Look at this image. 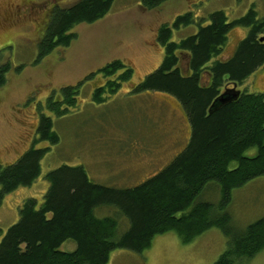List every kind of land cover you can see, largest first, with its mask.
<instances>
[{"label":"trees","instance_id":"1","mask_svg":"<svg viewBox=\"0 0 264 264\" xmlns=\"http://www.w3.org/2000/svg\"><path fill=\"white\" fill-rule=\"evenodd\" d=\"M114 0H73L49 11L45 32L38 44V57L55 47H66L76 37L71 31L79 23L102 18ZM164 0H141L153 8ZM196 25L195 33L173 40V30ZM248 28L234 53L220 59L229 31ZM264 19L251 6L228 20L223 10L194 18L191 11L177 14L172 23L156 30V42L163 57L156 69L132 87L133 91L155 90L172 95L181 104L189 123L184 148L160 171L131 187H113L89 179L82 165L62 164L45 173L47 189L41 199L27 197L18 207V219L3 233L0 228V264H108L116 248L141 252L156 235L175 232L183 243L192 241L210 227L226 236V247L212 264L243 262L264 248V216L237 230L229 223L226 206L231 191L264 175V93L240 91L236 99L209 112L223 85L241 83L264 63ZM188 54L190 75L179 67L180 53ZM211 61V63H210ZM9 63L0 64V87L6 82ZM210 83L201 85L203 72ZM133 69L124 60L113 59L75 84L62 86L58 99L51 94L43 110L39 107L37 138L16 161L0 163V204L19 186L31 185L40 175V161L59 136L44 110L62 115V105L75 107L82 85L98 76L103 79L91 94L101 103L129 81ZM227 89V88H226ZM66 106V105H65ZM41 109V110H40ZM256 148L252 155L245 154ZM232 161L236 162L230 167ZM219 185L217 206L201 199L209 182ZM203 195V194H202ZM113 207L117 215L97 216L96 208ZM128 227L119 233V219ZM124 219V218H123ZM75 243L72 251L60 249L63 242Z\"/></svg>","mask_w":264,"mask_h":264},{"label":"rangeland","instance_id":"2","mask_svg":"<svg viewBox=\"0 0 264 264\" xmlns=\"http://www.w3.org/2000/svg\"><path fill=\"white\" fill-rule=\"evenodd\" d=\"M71 1L0 0V64L9 63L6 82L0 87V163L16 161L31 147L38 137V109L43 110L49 94L57 95L62 86L75 84L113 59L124 60L132 67L133 74L101 103L91 98L93 83L99 79L96 76L82 85L75 107L62 105L66 108L62 115L44 110L52 120L59 141L55 144L40 141L35 145L50 147L41 158V172L35 181L4 196L0 204L3 233L17 221L23 199H41L47 189L44 175L50 169L62 164L82 165L95 183L131 187L160 171L184 148L189 128L178 103L160 91L132 90L162 60L163 48L155 40L161 23L171 24L177 14L186 11L198 18L220 9L231 20L251 6L264 19V0H164L152 10L141 7L140 0H114L102 18L75 25L71 31L76 37L68 46H57L38 57V44L44 35L49 11L54 4L62 6ZM22 2H29L31 6L12 17L10 6ZM195 30L196 25L173 30L172 39L179 40ZM247 31L243 26L230 30L225 52L229 54L233 44ZM260 35L264 36V31ZM232 88L239 90L237 86L227 89ZM240 88L264 93V67L250 75ZM255 150L249 148L245 154L252 155ZM235 165L232 161L229 166ZM211 183L216 182L206 185L201 199L217 206L219 185L209 186ZM226 211L230 225L237 230L264 216V175L233 188ZM94 213L117 215L113 207H98ZM123 218L119 219V233L128 227ZM226 241L221 229L214 226L188 243L168 231L156 235L151 245L141 252L125 248L112 250L108 264H212L225 249ZM74 248L71 240L60 246L66 251ZM234 264H264V248Z\"/></svg>","mask_w":264,"mask_h":264},{"label":"flooded vegetation","instance_id":"3","mask_svg":"<svg viewBox=\"0 0 264 264\" xmlns=\"http://www.w3.org/2000/svg\"><path fill=\"white\" fill-rule=\"evenodd\" d=\"M140 4H141V7H143V8H147L146 6H144L143 5V3L141 2V0H140ZM31 5H30V3L28 2V3H25V2H22V3H18V4H13L12 6H10V8H9V10H10V12H12V17H13V15L15 14V13H17L18 11H20V10H23V9H26V8H28V7H30ZM157 7V6H156ZM153 8H155V7H153ZM153 8H147V9H149V10H152ZM249 9V8H248ZM247 9V10H248ZM247 12V11H246ZM245 12V13H246ZM244 13V14H245ZM243 14V15H244ZM10 16V18L8 19V20H10L12 17ZM242 16V15H241ZM240 17V16H239ZM234 19V18H233ZM7 21V20H6ZM164 23H167V22H164ZM161 24H163V23H161ZM160 24V25H161ZM159 25V26H160ZM235 28V27H234ZM247 28V27H246ZM233 29V28H232ZM231 29V30H232ZM248 29V28H247ZM196 30H197V27H196ZM196 30L194 31V32H192V33H195L196 32ZM230 32V31H229ZM192 33H190V34H192ZM247 33H248V31H247ZM247 33H246V35H247ZM229 34V33H228ZM246 35L243 37V38H239L234 44H233V47H232V49H231V51L229 52V54L228 53H226L225 51V46H226V44L224 45V47H223V49H222V52H221V54L218 56V58H220V59H227V58H229L233 53H234V51H235V48L237 47V45H238V43L241 41V40H243L245 37H246ZM187 36V35H186ZM228 36V35H227ZM261 37H264V36H262V35H260L259 36V41L260 42H264V39H260ZM155 40H156V33H155ZM227 42H228V39H227ZM226 42V43H227ZM188 63H189V61H188V54H186V52L184 53V52H182V53H180V59H179V67H180V69H181V72L182 73H184L185 75H190L191 74V70L189 69V67H188ZM210 63H211V61H210ZM184 64V65H183ZM264 67V63L256 70V71H258L259 69H262ZM253 74V73H252ZM251 74V75H252ZM249 77V76H248ZM247 77V78H248ZM247 78L245 79V80H243L241 83H231L230 81H228V82H226L224 85H223V89H226V88H230V87H238L239 88V90L240 91H245L244 89L242 90L241 88H240V86L242 85H244L245 84V82H246V80H247ZM141 81V80H140ZM139 81V82H140ZM101 82H102V80L99 78V79H97L93 84H94V88L96 87V86H98L99 84H101ZM138 82V83H139ZM137 83V84H138ZM200 83H201V85H205V84H208V83H210V76H209V74L207 73V72H203L202 74H201V79H200ZM136 85V84H135ZM93 88V89H94ZM248 92V91H247ZM263 93V92H262ZM52 94V93H51ZM51 94H49V96L47 97V98H49L50 96H51ZM56 96V98L58 99V97L60 96V93H58L57 95H55ZM168 96H170L171 98H173L174 100H175V102L176 103H178V105H179V107H180V110L181 111H183V113H184V117L186 118V122H187V124H188V128H189V123H188V119H187V117H186V114H185V112H184V109L182 108V106H181V104L177 101V99L175 98V97H173L172 95H168ZM47 98L45 99V102H46V100H47ZM45 104V103H44ZM44 106V105H43ZM37 123H38V121H37ZM36 126H37V124H36Z\"/></svg>","mask_w":264,"mask_h":264},{"label":"water","instance_id":"4","mask_svg":"<svg viewBox=\"0 0 264 264\" xmlns=\"http://www.w3.org/2000/svg\"><path fill=\"white\" fill-rule=\"evenodd\" d=\"M260 39L262 40L264 39V37H261ZM239 93L240 90H236L234 88L224 90L214 99V101L212 102L209 108V112L224 105L227 102H230L231 100L236 99Z\"/></svg>","mask_w":264,"mask_h":264}]
</instances>
